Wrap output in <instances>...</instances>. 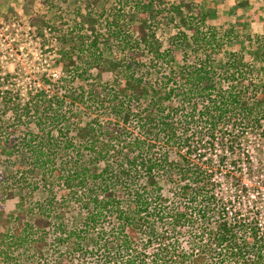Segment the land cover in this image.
<instances>
[{
    "label": "trees",
    "instance_id": "obj_1",
    "mask_svg": "<svg viewBox=\"0 0 264 264\" xmlns=\"http://www.w3.org/2000/svg\"><path fill=\"white\" fill-rule=\"evenodd\" d=\"M78 1L57 74L24 101L0 75V200L45 194L0 211V264H264V153L243 147L264 119L247 60L264 70V34L217 67L228 41L194 3ZM161 23L185 29L165 45Z\"/></svg>",
    "mask_w": 264,
    "mask_h": 264
},
{
    "label": "rangeland",
    "instance_id": "obj_2",
    "mask_svg": "<svg viewBox=\"0 0 264 264\" xmlns=\"http://www.w3.org/2000/svg\"><path fill=\"white\" fill-rule=\"evenodd\" d=\"M164 1L167 6L172 3H194L195 7L200 9L202 13H207L206 24L216 27L221 36L225 35L228 43L225 44V50L216 55L215 65L217 67H221V64L227 61V51L247 55L252 46L248 37L264 34V0ZM100 2L108 8L115 3L112 11L117 7L116 0H100ZM78 3L84 4L78 0H0V75L2 79L8 72L16 74V77L10 78L9 83L6 84L9 95L18 96L22 101L27 100L38 89V83L43 81L49 72L54 71L55 73L57 71L53 70L54 68L49 63L57 57L61 45V33L68 31V29L71 30L74 24L73 19L78 18ZM51 5H53V9H51ZM196 13H198L197 10ZM62 16L66 18L65 21L61 20ZM53 25L59 30L55 29ZM154 29L157 36L167 45L169 38L179 34V31H183L185 28L177 24L161 23L154 25ZM114 55L115 51L111 48H105V57ZM184 56H186L185 52L178 55L179 60L184 61L185 59L186 62H193L194 57L191 52L186 58ZM247 57V60L251 61L252 64L253 77L264 82V70H260L258 59L256 57L251 58L249 55ZM2 105L3 102L0 98V113ZM7 116H11V113H8ZM246 134L249 135V141L245 142L243 147L249 148V153L252 155L259 152L255 151L258 148L264 153V119L257 129L251 130V133L246 132ZM211 153H218L217 155H219L220 150L215 149ZM214 157L217 158L218 156L214 155ZM254 160L257 161L255 158ZM7 172L10 173V168ZM261 173L263 175L260 176V179L264 181V164ZM246 181L251 184V179L247 178ZM261 191L262 198H264V188ZM22 195L40 200L45 194L36 192L33 195L28 194L25 189L15 190L12 197H5L0 200L1 213H14L16 215L24 209L25 203L21 198ZM254 196L242 198L244 209L251 210V202L254 203L256 199V195ZM257 200L259 201L260 198L257 197ZM60 218L59 215L53 217L54 220ZM10 224L12 221L9 222ZM6 227L4 225L3 229ZM46 257L38 264H51L50 255ZM20 264H29V261L25 259Z\"/></svg>",
    "mask_w": 264,
    "mask_h": 264
},
{
    "label": "built area",
    "instance_id": "obj_3",
    "mask_svg": "<svg viewBox=\"0 0 264 264\" xmlns=\"http://www.w3.org/2000/svg\"><path fill=\"white\" fill-rule=\"evenodd\" d=\"M57 73H58V72H57ZM57 73H55V74H57ZM38 85H41V82H39Z\"/></svg>",
    "mask_w": 264,
    "mask_h": 264
}]
</instances>
